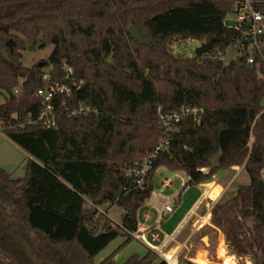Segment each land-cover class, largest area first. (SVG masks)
Wrapping results in <instances>:
<instances>
[{
  "label": "trees",
  "instance_id": "1",
  "mask_svg": "<svg viewBox=\"0 0 264 264\" xmlns=\"http://www.w3.org/2000/svg\"><path fill=\"white\" fill-rule=\"evenodd\" d=\"M236 2L0 0V130L30 155L23 176L0 166V264H167L150 248L115 258L134 239L162 166L186 173L183 189L243 166L250 183L213 204L211 223L231 254L264 264V58L255 53L250 64L248 50L227 63L213 58L239 35L225 22ZM131 25L147 41L134 39ZM212 38L203 54L171 47ZM48 44V59L23 63L25 51ZM68 67L84 84L58 101L56 124L47 127L38 121L37 90L45 73L63 81ZM182 106L203 109L200 121L187 115L177 123L138 187L129 168L162 136L159 114ZM103 205L121 208L120 221ZM119 236L118 248L97 261Z\"/></svg>",
  "mask_w": 264,
  "mask_h": 264
},
{
  "label": "built area",
  "instance_id": "2",
  "mask_svg": "<svg viewBox=\"0 0 264 264\" xmlns=\"http://www.w3.org/2000/svg\"><path fill=\"white\" fill-rule=\"evenodd\" d=\"M235 16V23L232 28L239 31L235 42L231 45L236 51V54L240 50H248L250 55L248 61L250 64L255 62V53L264 58V0H237L234 9L232 11ZM193 39H187L181 41V44H189ZM225 54L217 52L213 58L227 63L225 60ZM74 70L72 67H68L66 71V79L63 81L52 79L49 73L43 75L45 82L44 87H40L37 90V96L40 98L43 109L41 115L38 117V121L43 122L47 127H52L56 124L57 118V104L60 100L61 104H64L67 98L71 97L76 91L80 90L84 84L82 79L78 80L74 76ZM80 111L89 110L90 108L85 105L80 106ZM76 108L70 111L71 114H75ZM203 109L196 107L182 106L180 109L169 113L159 114V122L161 124L163 133L154 149L142 158L141 161L135 162L130 168L129 172L140 176L138 180V187L142 188L144 185L143 177L146 175L147 170L150 168L153 161L158 157L159 153L164 150L170 143L172 133L176 129L177 123L185 116L191 115L197 122L200 121ZM37 122V121H36ZM185 182H183V185ZM170 185V180L165 179L163 186ZM207 196L204 194L196 202L192 210L188 212L183 221L178 225L176 230L171 234H165L160 226V222L157 223L156 230L149 231V242L153 245V250L161 256L167 264H177L176 254L165 252L166 242L171 239L174 240L176 235L189 223L195 228L203 227L209 224L211 216V207L205 213H200L199 207L206 200ZM175 210V204L172 201L165 203L162 214L169 215ZM151 217L146 214L145 219L139 220L137 223V229L132 232L134 239H140L141 233L148 231V227L143 221L149 220ZM234 259L239 264L238 259L234 256Z\"/></svg>",
  "mask_w": 264,
  "mask_h": 264
},
{
  "label": "rangeland",
  "instance_id": "3",
  "mask_svg": "<svg viewBox=\"0 0 264 264\" xmlns=\"http://www.w3.org/2000/svg\"><path fill=\"white\" fill-rule=\"evenodd\" d=\"M225 22L228 26H233L235 23V16L234 13L231 12L226 16ZM179 43H181V41L176 40L175 42H172L171 47L172 50L175 54H184L187 56H192L196 53L197 48L202 44V41L197 40V39H193L189 42V44H181L179 45ZM53 45L52 44H48L46 47L44 48H36L35 50L32 51H25L22 61L25 65L29 66L32 65L33 63L40 61V60H44V59H48L52 50H53ZM236 56V51L233 47H230L228 49V51L226 52L225 55V60L226 62H229L230 60H232L233 58H235ZM5 99V94L0 93V102H3ZM262 103L264 105V97L262 100ZM218 160V155H214L211 158V161L213 164H216ZM228 170L226 172L227 176L224 179L225 182H228L229 180H231L230 184L225 187L223 194L225 193L226 196L225 197H231L233 196L239 185H244V184H249L250 183V177L248 172L246 171V169L241 166V167H231L228 169H225V171ZM186 175V173H185ZM182 174L178 173L177 171H173L170 170L167 167H160L157 172L156 175L154 177V187H155V192H162L163 195L168 196V197H176V204L179 202L178 201V196L179 193L181 194L182 197V202L180 204H177V208L176 211L174 212V219L176 220V223L178 220H180L182 218V216L184 215V211L189 207V205L192 203V201L199 195V191L202 190V188H198V186H188L185 189H183V184L180 186V181H181V177ZM165 179H169L170 182H172L171 186L169 188L164 189L163 187V182ZM218 189H215L213 191L212 197L215 198V196L217 195ZM207 200H205L203 202V204H201V206L199 207V212L200 213H205L208 210V207L206 206L205 202ZM210 202V201H209ZM175 204V203H174ZM175 204V205H176ZM213 206V205H212ZM211 206V208H212ZM102 209V211L108 210L111 218L115 221V222H119L120 221V216L121 213L123 212L121 208H119L116 205H113L111 207H107V205H103L100 207ZM151 207H149L147 204H145L139 211L138 213V218L141 221L142 218V213L145 210H152L149 209ZM211 223V217L209 219V222ZM188 225L191 226V223H189ZM206 225L208 226L209 224L206 223ZM209 229H204L203 231H201V233L199 235H197V243L201 242V243H205L206 245H211L209 253L213 255V251H216V242L217 241V237H218V232L217 230H212L210 231V229L212 228L211 225L208 226ZM204 238H208L207 241L204 240ZM210 238L212 239V242L210 241ZM123 237L119 236L117 237L115 240H113L104 251H102L98 257H97V261L102 260L106 255H108L109 253H111L113 250H115L116 248H118V246L120 245V243L123 241ZM142 239L145 241V243H147L146 238L142 236ZM149 240V238H148ZM150 244V242H149ZM152 245V244H150ZM153 246V245H152ZM227 246V245H226ZM147 248L144 250V245L142 240L139 239H133L131 242H129L127 245H125L124 247H122L119 251L118 254L116 255V261L119 263H122L123 261H125V259H127L131 254L133 253H138V254H144L146 252ZM227 250V254L229 255H234L231 254L230 251L228 250V248L225 249V245H224V238L223 236H221L220 238V245H219V256L221 258L225 257V253ZM202 254H198L196 257V261H200L201 263L204 264H209V260L207 258H205ZM212 255L209 256L210 260H212L211 264H221V262H219L218 259H215ZM235 256V255H234ZM237 257V256H236ZM239 264H257L255 263L253 260L249 259V258H245V257H237ZM194 262V261H193ZM196 263V262H195ZM198 264V262H197Z\"/></svg>",
  "mask_w": 264,
  "mask_h": 264
},
{
  "label": "crops",
  "instance_id": "4",
  "mask_svg": "<svg viewBox=\"0 0 264 264\" xmlns=\"http://www.w3.org/2000/svg\"><path fill=\"white\" fill-rule=\"evenodd\" d=\"M4 94V93H2ZM2 103V102H0ZM30 158V155L23 150L20 146H18L16 143H14L12 140H10L1 130H0V166L6 169L8 172L12 174L14 177L23 176L26 170L27 161ZM233 168V167H232ZM228 170H221L217 172L213 178L208 181L201 184H198V188H202V190L199 191V195L192 201V203L189 205V207L184 211V215L180 220L177 221L174 219V212L176 211L177 204H180L183 200L181 197V194L179 193L178 196V203L176 204V197H168L162 194V192H155V189L150 197V199L146 202V204L152 208V210H145L142 213V218L145 219V215L148 214L151 218L149 220L143 221L145 225L148 227V231L141 233V237L139 240H142L144 245V250L146 248L153 249V246L149 244V231L150 230H156L158 221L160 222V226L163 232V237L165 234H171L173 233L178 225L183 221L185 215L192 210L196 202L199 200V198L204 194L207 196L206 198V206L209 208L211 207L222 195L225 187H227L231 180L228 182H225V178L227 176L226 172ZM178 173L182 174V178L180 181V186L183 184V182H187L189 177L185 175L184 171H177ZM165 181V180H164ZM164 183V182H163ZM172 182H170V185L163 186L164 189L169 188L171 186ZM184 186V185H183ZM195 186V185H194ZM218 189L217 195L215 198L212 197L213 191L215 189ZM172 201L175 205V210L169 215L162 214V209L166 202ZM210 201V202H209ZM149 208V209H151ZM110 215V214H109ZM111 217V216H110ZM211 217V216H210ZM142 219V220H143ZM211 225L210 231L217 230L218 237L216 242L217 245L216 251H213V255L209 253L210 245H206L205 243L198 242L197 243V235L201 233L204 229H209L208 226ZM209 225H205L203 227L195 228L194 226L186 225L179 234L176 235L174 240L169 239L166 242L165 246V252H170L173 254H176V262L177 264L182 263V259L186 258L191 260L192 262H198V264H204L200 261H196V257L198 254H202L205 258L209 260V264L212 263V260H210L209 256L212 255L215 259H218L221 264H224L223 258L219 256V245H220V238L223 236L224 238V245L225 249L227 248L225 237L221 231H219L216 227H214L212 224L209 223ZM145 237L147 243H145V239H142ZM211 243L212 239L210 238ZM227 252V250H226ZM228 253V252H227ZM201 255V256H202ZM116 258V257H115Z\"/></svg>",
  "mask_w": 264,
  "mask_h": 264
},
{
  "label": "water",
  "instance_id": "5",
  "mask_svg": "<svg viewBox=\"0 0 264 264\" xmlns=\"http://www.w3.org/2000/svg\"><path fill=\"white\" fill-rule=\"evenodd\" d=\"M129 34L136 40L140 42L147 41V39L141 34V32L136 28V26L131 25L128 27ZM216 41V38H212L207 42H203L196 50V54L206 53L212 47L213 43ZM11 43V42H9ZM258 189L264 191V180H261L258 184Z\"/></svg>",
  "mask_w": 264,
  "mask_h": 264
},
{
  "label": "bare ground",
  "instance_id": "6",
  "mask_svg": "<svg viewBox=\"0 0 264 264\" xmlns=\"http://www.w3.org/2000/svg\"><path fill=\"white\" fill-rule=\"evenodd\" d=\"M204 240L207 241L208 238H204ZM224 264H238V263L236 262V260L234 259L232 255H229L226 252L225 257H224Z\"/></svg>",
  "mask_w": 264,
  "mask_h": 264
}]
</instances>
